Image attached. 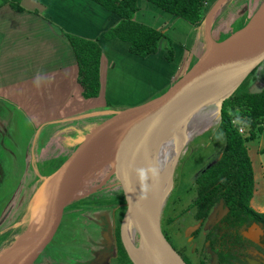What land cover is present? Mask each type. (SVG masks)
Wrapping results in <instances>:
<instances>
[{"label": "rangeland", "instance_id": "374dc122", "mask_svg": "<svg viewBox=\"0 0 264 264\" xmlns=\"http://www.w3.org/2000/svg\"><path fill=\"white\" fill-rule=\"evenodd\" d=\"M58 2L59 3H57L56 0H23L21 7L30 13H40L43 18L52 19V17L55 15L63 18L69 13V10L66 11L67 7L65 8L64 4L62 3H65L67 6L69 5L68 7H72L73 1L63 0V2H61L59 0ZM217 3L218 0L209 1L206 16L203 20V24H201L199 28L198 26H191V29L183 28L179 30L178 25L175 24L177 21L175 16L160 9L147 0H138L139 11L136 12L134 18L137 21L148 23V25L150 24L155 27L158 26L154 25L153 21H155V19H159V24L165 25L167 32L173 35L174 42L172 43L171 41V43L167 46L168 48L165 50L167 37L164 36L160 42V48L157 53L146 56L147 58L145 57L146 59L149 58L151 62L145 61L146 59L143 60L145 62H142L144 57L131 55L127 49H123L122 45H126V42L124 44L123 41L116 38L104 40L102 45L103 60L101 62V86L103 87V92L101 91L100 95L102 96L96 101V103H105L106 99L110 100L112 98V105L119 104L125 106L139 101L138 98L141 95L139 87L143 84L142 81L145 80V78L141 77L142 70L139 71L141 75H135L129 71H124L123 78L118 76V70V72L115 71L116 76H114V71L111 74L110 70L111 58L116 60L119 69H122L123 67H129L131 60L130 58H133L136 62L141 63L139 65H146L147 67H151L156 70V73L152 72L153 75L155 73L156 78L152 79L151 81L158 80V82H160L159 80H162L164 75L167 74L165 70L170 72L171 70L178 68L181 65V60H185L184 58L188 57V52H186V50L191 48L193 51L195 49V34L197 32L201 34L204 40L205 48L201 55L194 59L193 57L191 58V60L193 59L191 67L197 61H199L201 56L207 52V49L210 46L208 41L209 31L210 35L215 41L219 42L225 39L234 31L243 27L250 17L264 4V0H228L223 6H221V9L217 13L214 22L212 23L213 25H211V27L208 28V31L206 32V18L208 14L216 7ZM89 4L91 7L84 6L81 8L83 13L81 17L84 19H90V21L95 23L92 31L89 33H95L93 38H98L99 35L114 25L115 21L118 20V16L106 10L97 3L89 1ZM150 9H155L161 14L170 16V18L164 16L165 19H163L162 17L160 18L154 16L155 19H153L154 17L152 18L151 14L148 16L146 14L151 11ZM177 19L180 20V24L183 26L189 24L182 18ZM52 23L56 25L54 20ZM67 27L71 28V26ZM174 47L176 48L177 52L175 53L176 58L173 63L170 64L169 62H172L174 59ZM170 48L173 50L172 60H168V58H166V52ZM105 56L108 57L106 67L107 70H109L108 78V72L104 67ZM115 79L116 81L114 82ZM242 84V89L254 88L257 90V88L264 86V63L255 69ZM111 89L114 93L111 92ZM128 89L134 90H131V92L128 94L121 95L120 100H115L113 98L117 94H120L121 92ZM214 103L208 104L202 109L209 108ZM15 106L16 104L13 102H0V129L5 128L8 124V126L2 130L3 132H6L7 128L11 125L10 130L15 132L19 130L18 141L23 143L26 137L29 135V130L22 123L27 122L28 118L32 117L26 113L28 116L27 118V116L15 111ZM210 109H214V106ZM220 118L221 112L218 111V114L213 116L206 123L200 125L198 130H196L188 138L183 148H181L179 152L178 160L172 174V185L163 201L161 212V223L166 234L168 231H171L170 226L166 225L169 212L173 210L175 211V209L178 210L180 208V202L178 199L189 194L187 192H190L189 187H193L194 185V183H192L194 177H196L198 172H201L200 170L205 167L207 162H209V156H211L213 150L216 149L218 145H220V143H218L220 142L219 138H221L222 135L219 127ZM102 119L103 118L98 117L95 118L96 121H100ZM68 121H74V119L70 118L65 120V122ZM233 122L236 121L233 120ZM17 125L18 129H14ZM241 131H243V133H247L249 131V127H242ZM46 136L45 128H41L40 132L36 136L33 149L30 148L31 151L33 150L32 155H35V157L39 156L38 147L45 141L44 138H46ZM49 141V136H47V142ZM245 145L247 146L248 153L252 160L254 172V192L252 196L254 199L253 206L258 210H264V153L262 152V149L264 148V132L255 138L245 139ZM53 152L55 154L57 153V155H54L51 159L44 157V164L42 165L41 163L38 165V167H41V172L48 175L57 169V167L69 155V153L64 155V152H61L60 148L49 144V147H46V154L52 155ZM41 153H43V151ZM109 171L110 169L107 168L100 174V176L95 177L96 183L100 184L93 189L90 187L85 189L83 196L73 201L69 205V208H66L61 212L57 233L54 235V238L48 242L41 255L36 258L35 264H109L111 258L113 256L116 257L117 240L119 239L123 245L120 224L126 208L123 207L121 209L120 207H116L120 203H122L123 206L124 194L121 192L120 185L114 178V175H109ZM40 180L41 179H36L32 184L30 183L24 185V187H26L24 192H29L30 194L24 196V192L22 191L24 210L22 213L23 218L20 222V216L17 212V209H15V211L12 213L9 212L8 214H4L8 208H5V211L0 212V249L8 245L17 237H21L28 230L30 221L28 209L32 201L33 194L41 184ZM23 182L24 180L18 175L14 178H8L6 183L0 187V205L3 204L2 206H4L7 201V197H10L11 192H13V190ZM31 188L32 191L30 190ZM20 206L22 208V205ZM116 229L118 230V233L116 232ZM171 241L175 247L178 249L181 248V242L183 240H180L181 242L176 240ZM134 242L135 244H138L139 242V237L136 233L134 235ZM142 248H144V246L138 248V251L142 256H144ZM147 259L148 260L146 264L149 262L148 256Z\"/></svg>", "mask_w": 264, "mask_h": 264}, {"label": "water", "instance_id": "95a60500", "mask_svg": "<svg viewBox=\"0 0 264 264\" xmlns=\"http://www.w3.org/2000/svg\"><path fill=\"white\" fill-rule=\"evenodd\" d=\"M222 1L218 0L216 6ZM261 19H264V4L243 27L219 42L209 31L207 52L172 84L144 101L132 103V106L109 105L102 112L104 115H96L95 118L103 119L96 121L94 118L68 157L42 180L33 194L28 209V230L21 236L26 235V238L12 264H35L36 258L57 233L61 212L83 196L84 192L80 191L84 190L90 177L94 178L93 173L82 174L78 168L100 152L106 156L104 161L110 169L109 175H114L124 194L126 210L120 224L121 239L133 264H142L126 240L127 219L134 211L141 215L146 225L136 231L139 242L133 244L137 248L144 246L155 264H187L163 231L161 212L164 200L155 198L137 150L150 143L170 140L179 132L186 115L208 104L220 101L221 112L224 100L264 62V30L263 33H254ZM197 70L200 74L195 84H188L187 78ZM262 89L250 92H261ZM165 113L171 130L162 135L161 130L154 129V124ZM73 178L79 180L73 185L76 191L71 192L75 195L66 201L63 199L65 189Z\"/></svg>", "mask_w": 264, "mask_h": 264}, {"label": "crops", "instance_id": "0c3cea01", "mask_svg": "<svg viewBox=\"0 0 264 264\" xmlns=\"http://www.w3.org/2000/svg\"><path fill=\"white\" fill-rule=\"evenodd\" d=\"M22 1H19L20 9L16 7L15 0H8V2L0 6V102H13L16 104L14 108L15 111L25 116H27L26 113H28L32 117L28 118L27 116V122L22 123L29 130V135L23 143L18 141L19 130L17 132L10 130L11 125L7 128L6 132L2 130H4L8 124L5 128L0 129V187H2L10 177L14 178L18 175L24 180L23 183L19 184L18 187L11 192L10 197H7L6 205H0V212L5 211V208L12 207V212L17 209L20 216L19 222L23 218L22 213L24 210L22 195L24 194V196H27L30 194L29 192H24L26 190L24 185L32 184L36 179L43 180L48 174L41 172V167H38V165L41 163L42 165L44 164V157L51 159L54 155H57V153L55 154L54 152L52 155L46 154V147H49L50 144L60 148L61 152H64V155L70 153L75 147L79 136L94 122L95 116L104 115L102 113L105 111L104 109L112 105L111 102H113L111 98L110 100L106 99L105 103H96L102 96L100 95L101 91L103 92L102 86V90L100 89V93L97 97L86 98L83 96V89L78 80L79 72L75 53L66 37V34H73L85 38L98 39L101 46L103 45L104 40H106L103 35L106 31L99 35L98 38H93L95 33L89 32L92 31L95 23L90 21V19L81 17L83 15L81 8L84 6L91 7L89 1L92 0H72V7H68L69 5L67 6L65 3H62L65 8L67 7L66 11L69 10V13L63 18L58 17V15L52 17L56 25L52 23V19L43 18L40 13L31 12V14L29 11H25V9L21 7ZM58 1L59 0H56L57 3H59ZM60 1L63 2V0ZM150 10V12L146 13L147 16L151 14L152 18L154 16L162 17L163 19H165V17L170 18V16L161 14L155 9ZM177 18L179 17L175 16L177 20L175 24L178 25L179 30L183 28L191 29V26L196 27L190 23L187 25L184 24L185 26H183ZM153 19H155V17ZM118 21L119 18L115 21L114 25H116ZM153 24L158 27L149 25L160 29L166 34V50L171 41L172 43L174 42V37L167 32L165 25L159 24V19H155ZM67 26H71V28ZM204 46V40L201 34L197 32L195 34V49L193 51L191 48L186 50V52H188V57L184 58L185 60H181V65L178 68L170 72L165 70L167 74L164 75L162 80H159L160 82H158V80L151 81L156 78V70L146 65H139L141 63L136 62L133 58H130L129 67H123L122 69H119L116 60L111 58V74L114 71V76H116L115 71L118 72L119 70L118 76L123 78L124 71H129L135 75H141L139 71L142 70L141 77L145 78L146 81H142L143 84L139 87L141 95L138 98V102L144 101L150 98L154 93L172 84L190 69L193 59L202 54L205 48ZM122 47L124 50L127 49V51H129L127 42L126 45H122ZM175 53H177L176 48L174 51V59L172 62H169L170 64L173 63L176 58ZM192 57L193 59L191 60ZM146 58L144 57L142 62H151L149 58ZM107 59L108 57L105 56L104 67L106 70ZM102 60L103 52L101 62ZM101 72L102 64H100V80ZM107 72L108 78L109 70H107ZM152 72H155L154 75ZM115 81L116 79L114 82ZM261 87L263 88L264 86ZM131 90L128 89L123 91L113 98L115 100H120L121 95L128 94ZM250 90L255 89L249 88V91ZM111 92L114 93L112 89ZM112 106L122 105L114 104ZM70 118L74 119V121L65 122V120ZM18 125L14 129H18ZM41 128H45V133L49 136L50 141L47 142V136L44 138L45 141L38 147L39 156L35 157V155H32L33 150L31 151L30 148L33 149L36 136ZM42 151L43 153H41ZM213 162L214 161L211 163ZM30 190L32 191V188ZM253 200L252 198L250 201L252 207H254ZM20 205H22V208ZM7 213H9V211Z\"/></svg>", "mask_w": 264, "mask_h": 264}, {"label": "trees", "instance_id": "16d2710c", "mask_svg": "<svg viewBox=\"0 0 264 264\" xmlns=\"http://www.w3.org/2000/svg\"><path fill=\"white\" fill-rule=\"evenodd\" d=\"M18 1L15 5L20 9ZM92 1L119 18L118 23L104 33V39L116 38L127 42L130 53L140 57L158 51L160 42L166 34L134 18L139 10L138 0ZM147 1L195 26L202 24L209 4V0ZM6 2L7 0H0V6ZM66 37L75 53L83 96L97 97L101 89L100 64L103 52L100 41L73 34H66ZM166 58L172 60L171 48L167 50ZM241 85L222 104L219 124L222 135L219 141L223 153L216 163L198 175L196 179L198 202L210 204L221 197L231 208L229 220L238 217L243 221L252 216L264 221V213L254 212L249 207L254 192V172L245 145V139L255 138L264 132V89L261 92H250L249 89H242ZM246 126L249 127V131L243 133L241 128ZM262 152L264 153V148ZM166 237L168 238L167 235ZM116 247V257L113 256L109 264H133L119 239Z\"/></svg>", "mask_w": 264, "mask_h": 264}, {"label": "flooded vegetation", "instance_id": "af4514ba", "mask_svg": "<svg viewBox=\"0 0 264 264\" xmlns=\"http://www.w3.org/2000/svg\"><path fill=\"white\" fill-rule=\"evenodd\" d=\"M222 153L220 143L200 171L210 167L212 161H218ZM199 174L194 177L189 194L178 199L180 208L168 214L166 225L171 231L166 235L170 243L173 245L171 240H183L180 249L173 246L187 264H264V221L252 216L243 221L238 217L229 220L231 208L221 197L210 204L198 202L196 179ZM116 207L125 208L122 203ZM249 207L254 212L264 213L250 203ZM8 211L12 213V207L4 214Z\"/></svg>", "mask_w": 264, "mask_h": 264}, {"label": "bare ground", "instance_id": "6f19581e", "mask_svg": "<svg viewBox=\"0 0 264 264\" xmlns=\"http://www.w3.org/2000/svg\"><path fill=\"white\" fill-rule=\"evenodd\" d=\"M228 0H223L218 6H216L207 16L206 23H205V30L207 32L208 28L211 27L214 19L223 6ZM254 33H259L264 30V19L259 20ZM263 33V32H262ZM256 34L255 36H257ZM209 41V39H208ZM200 74V71H194L192 74L189 75L187 78V83L190 85L195 84L197 75ZM220 101H216L212 106L206 109H200L189 115H186L181 123V127L179 132L175 134L170 140L167 141H158L154 143H150L144 145L142 148L137 150V154L141 159L142 164L146 170V174L148 176V180L151 184V190L155 195L156 199H163L165 198L166 194L171 188L172 183V170L174 168L175 162L178 158L179 152L181 148H183L184 143L188 140V138L200 127V125L209 121L213 116L220 112ZM214 106V109H210ZM168 120V121H167ZM172 128V127H171ZM154 129L161 130L162 135H166V133L170 132V124L169 118L166 117V113L161 116L156 123L154 124ZM166 130V132H164ZM103 156V157H101ZM106 156H104L101 152L95 154L94 156L90 157L86 162H84L79 168L82 174L89 175L93 173L94 177L88 179L89 181L86 183L84 190L80 192H85V189L90 187L91 189L97 187L100 183H96V178L100 176L102 172H104L108 167L106 162L104 161ZM89 171V172H88ZM78 178L73 180L69 183L67 188L65 189V194L63 196L64 200H69L73 198L75 194H71V192H75L76 189L74 188V184L78 183ZM79 195V194H77ZM135 212V211H134ZM132 212L128 218V223L126 224V240L129 243L130 247L136 256V258L140 259L142 264H146L147 256L149 258L148 264H155L151 257L149 256L148 251L146 248H142L143 254L142 256L136 245L133 244L134 242V235L136 231L142 230L143 226H145V221L141 217L140 214L136 212ZM130 221V222H129ZM26 236V235H25ZM23 237H17L8 245L2 247L0 249V264H12L18 257V252L20 249V245L24 243ZM147 251V252H145ZM138 254V255H137ZM141 264V263H140Z\"/></svg>", "mask_w": 264, "mask_h": 264}]
</instances>
